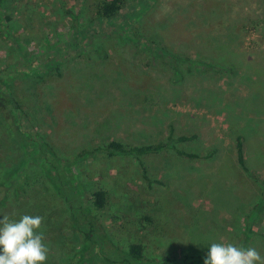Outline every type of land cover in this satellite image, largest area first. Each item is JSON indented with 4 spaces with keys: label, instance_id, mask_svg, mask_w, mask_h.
Returning a JSON list of instances; mask_svg holds the SVG:
<instances>
[{
    "label": "rangeland",
    "instance_id": "obj_1",
    "mask_svg": "<svg viewBox=\"0 0 264 264\" xmlns=\"http://www.w3.org/2000/svg\"><path fill=\"white\" fill-rule=\"evenodd\" d=\"M95 1H5L35 59L21 61L0 34V68L27 72L13 85L38 139L79 176L66 188L35 161L22 176L21 146L0 120V220L44 217L45 264H193L212 243L235 244L236 216L260 196L238 164L236 137H245L248 167L264 179V0H129L115 28L83 41L75 27L94 24ZM49 59L60 68L41 78L38 62ZM170 133L196 138L143 155L145 165L93 153L113 139L142 145ZM97 188L109 192L103 210L90 197ZM134 242L144 245L141 262L128 255ZM253 247L264 257V237Z\"/></svg>",
    "mask_w": 264,
    "mask_h": 264
},
{
    "label": "trees",
    "instance_id": "obj_2",
    "mask_svg": "<svg viewBox=\"0 0 264 264\" xmlns=\"http://www.w3.org/2000/svg\"><path fill=\"white\" fill-rule=\"evenodd\" d=\"M6 0H0V34L5 42L10 43L13 49L21 52V61L33 62L35 57L32 56L33 49H28L27 45L21 41L20 30L15 29L14 20L12 15L4 14L3 7L5 6ZM129 0H96L93 4L94 18L92 21L94 24L83 27H75L77 29V35L81 40H96L99 38L103 32L106 30L107 26L115 28L116 22L115 18L118 16H125L128 12L127 9ZM69 12H73L69 10ZM126 17V16H125ZM122 22L121 27L126 29L128 24ZM107 23V25L105 24ZM110 28V29H112ZM19 30V31H18ZM17 32L20 34L18 36ZM83 36V37H82ZM79 41L80 43L82 41ZM87 41V42H89ZM79 43V44H80ZM95 43V42H93ZM155 43V42H154ZM22 44V45H21ZM20 54V55H21ZM12 53L7 54L6 58L11 57ZM45 61V60H44ZM35 63V62H34ZM33 63V64H34ZM61 62H54L52 59L45 62H38L37 73L41 78L45 75L52 76L50 72L54 67L55 69L60 68ZM12 63L6 68L8 73H5L2 68H0V120L6 125L7 134H12L16 137L17 142L21 146L22 154V176H24V170L27 164L31 161H35L40 164L41 167L45 169L46 175L53 181L59 179V182H63L64 186L68 188L72 185L74 176H79L78 172L73 166L64 167L65 160L61 158L55 147L46 141L39 140V130H36V124L32 120L30 108L24 104V94L19 95V91L13 85V80L18 77V75H25L27 72L16 69ZM12 68V69H11ZM18 74V75H17ZM56 75H62L56 71ZM5 122V123H4ZM44 139V137H40ZM196 135H181L174 138L173 134L170 133L168 136V141L159 143H149L142 145H127L120 140L113 139L106 144L100 145L93 150L96 156L99 152L106 151L108 155H128L133 156L138 160L140 165H145L142 160V156L150 153H157L169 146L170 142L176 141H188L195 139ZM236 149H237V161L240 167L248 172L251 177L259 184V198H256L250 205V210L245 212L242 216H236L234 221V233L236 235V245H242L245 248L253 247L257 240L264 237V228H256V225L262 224L264 220V179H260L248 167L246 150H245V137L242 134H237L236 137ZM5 150V149H4ZM2 151V148H1ZM88 149L83 150L77 155L76 160L73 165L81 163L77 161L78 158L83 157V155L88 152ZM179 154L188 157H198V154L191 152L178 150ZM81 177V176H80ZM145 178L149 179L148 175L145 174ZM82 180L80 179V182ZM1 182V181H0ZM1 184V183H0ZM24 188V186H22ZM88 191V190H87ZM58 196L62 198H69L64 189L58 188ZM90 197L92 198L93 206L96 210H103L108 204L109 192L103 188H97L91 190ZM146 219L151 220L150 215L144 216ZM92 224L94 225V218L92 219ZM128 255L133 258V261L141 262L144 258V245L142 243H131L129 246ZM206 255L199 254L198 256L193 255V264H204V258ZM131 260V259H130Z\"/></svg>",
    "mask_w": 264,
    "mask_h": 264
},
{
    "label": "clouds",
    "instance_id": "obj_3",
    "mask_svg": "<svg viewBox=\"0 0 264 264\" xmlns=\"http://www.w3.org/2000/svg\"><path fill=\"white\" fill-rule=\"evenodd\" d=\"M44 217L23 214L18 221L0 220V264H45L49 248L44 243ZM204 264H264L254 247L234 243H212Z\"/></svg>",
    "mask_w": 264,
    "mask_h": 264
}]
</instances>
